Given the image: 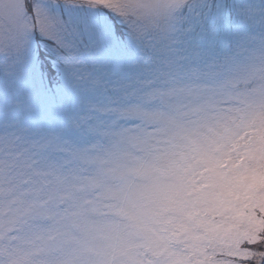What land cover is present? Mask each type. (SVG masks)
<instances>
[{
    "label": "snow or ice",
    "instance_id": "6c2138e0",
    "mask_svg": "<svg viewBox=\"0 0 264 264\" xmlns=\"http://www.w3.org/2000/svg\"><path fill=\"white\" fill-rule=\"evenodd\" d=\"M0 264H264V0H0Z\"/></svg>",
    "mask_w": 264,
    "mask_h": 264
}]
</instances>
